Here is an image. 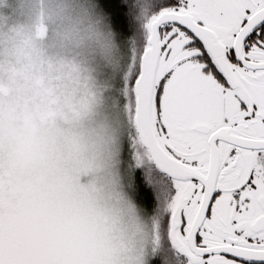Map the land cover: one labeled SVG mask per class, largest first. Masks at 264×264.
<instances>
[{
  "label": "snow or ice",
  "instance_id": "obj_1",
  "mask_svg": "<svg viewBox=\"0 0 264 264\" xmlns=\"http://www.w3.org/2000/svg\"><path fill=\"white\" fill-rule=\"evenodd\" d=\"M71 8L112 64L0 20V264H264V0Z\"/></svg>",
  "mask_w": 264,
  "mask_h": 264
},
{
  "label": "rangeland",
  "instance_id": "obj_2",
  "mask_svg": "<svg viewBox=\"0 0 264 264\" xmlns=\"http://www.w3.org/2000/svg\"><path fill=\"white\" fill-rule=\"evenodd\" d=\"M10 12L14 13L10 24L15 23L24 32H30L35 24L43 21L47 30V42L52 45L72 50L89 45L107 64H112L118 55L109 49L103 38L93 34L90 38L81 39L66 26L69 18L75 19L77 16L71 8V0H2L0 20ZM107 146L108 142L102 137L98 153L101 162L106 157ZM124 223L134 240L139 239L138 233L147 234L151 230L150 223L144 219L125 220Z\"/></svg>",
  "mask_w": 264,
  "mask_h": 264
}]
</instances>
